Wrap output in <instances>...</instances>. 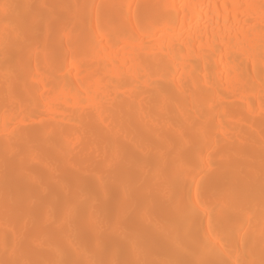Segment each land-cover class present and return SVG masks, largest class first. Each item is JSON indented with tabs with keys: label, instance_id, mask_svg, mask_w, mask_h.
Wrapping results in <instances>:
<instances>
[{
	"label": "bare ground",
	"instance_id": "obj_1",
	"mask_svg": "<svg viewBox=\"0 0 264 264\" xmlns=\"http://www.w3.org/2000/svg\"><path fill=\"white\" fill-rule=\"evenodd\" d=\"M5 12H10L12 20L3 24ZM88 32L89 38H83L84 41L82 37ZM28 35L39 36L43 41L41 44L31 42L23 51ZM53 49L56 51L51 53ZM11 51L15 55L8 57ZM80 56L86 59L81 60ZM76 57L80 59L74 64L71 61ZM1 66L9 69L5 82L21 83L23 95L19 100L22 103L32 104L37 91H41L40 96L44 95L46 100V104L39 107L42 110L36 114L38 117L20 108L0 110V116L3 114L6 120L0 123V150L7 151L6 155L0 153V181L6 184L3 188L6 196L0 201L10 205L18 199L20 237L34 241L36 231L41 230L45 250L50 255L49 264L55 259H61L58 264H83L89 260L93 264L94 261L96 264L101 261L112 264L123 261L125 264H264V192L259 196L263 176L255 171L264 154V115L254 116L249 106L253 104L250 101L259 104V96L264 97V0H7L5 3L0 0ZM27 69H41L46 73L38 82L31 80L37 85L35 90L20 78ZM62 85L66 88L56 93ZM170 85L176 87L175 95L168 93ZM172 90L170 92L174 93ZM220 90L230 94L220 97ZM2 96L0 88V98ZM178 99L183 105L191 102L190 106L194 101L198 107L185 112L186 105L183 117L178 107L182 118H174L170 104H176ZM198 99L203 102V110ZM9 100L12 101H4L1 107H5V102L10 103ZM261 101L258 108L264 105ZM241 110L244 114L251 112L253 119L250 114H242L241 118ZM260 111L258 113L264 112ZM133 113L138 118L148 114L144 124L150 123L149 127L144 125L148 131L136 142L126 141L124 130H120L126 127ZM214 114L218 117L214 119L216 123L212 120ZM246 116L248 120L244 119ZM224 119H229L228 125L223 127L229 135L207 144H213V151L220 155L225 169L210 171L208 161L200 158L180 172L179 190L175 192L171 187L174 195L179 191L177 199L174 196L178 202L174 206L165 205L163 209V222L170 228L166 234H151L164 224L159 225L161 218L158 220L160 216L157 217L158 212L155 214L149 197L146 188L149 180L137 177L127 183L121 180L126 177L120 170L121 178L113 172L103 174L90 161L95 154L102 167L115 165L121 169L135 165L137 153L145 155L151 148L162 145L177 149L178 152L174 153L173 149L172 152L180 159L187 156L189 146V136L186 141L182 131L192 133L196 139L195 134H209L217 123L224 125ZM31 124H36L37 128L29 132L31 129L27 126ZM251 131L256 133V138L260 136L257 138L260 141L252 140ZM181 134L184 139L179 144ZM61 141L65 149L61 148ZM91 142L98 150L90 147ZM105 143L110 144L113 152L102 159L100 151ZM251 149L263 152L261 159L256 158L259 154L255 157ZM19 152H25L24 157ZM54 152H59L68 166L64 174H59L58 168L47 159ZM70 157L77 162L71 169ZM246 160L247 164L256 166L249 167L251 172L243 169L247 164L242 163ZM24 163L33 167L27 176L21 173ZM69 170L79 172L80 176ZM205 177H208L206 185L203 184ZM160 181L155 185L160 186ZM25 184L32 188L27 189ZM53 184L59 188L56 195L52 192ZM72 186L77 189L69 195ZM236 186H243L246 197L249 195V208L237 192L233 194ZM119 192L127 198L124 204L116 200ZM219 194L227 195L222 211H230L232 219H246L243 231L234 223L227 224L221 215L209 212L213 205L209 199ZM36 197L43 203L34 202ZM200 198L206 201H198ZM188 202L194 206L190 214L185 213ZM39 211L44 214L42 218ZM126 211L140 213L135 235L126 229L119 232L120 226L110 227V223L117 224L116 217L125 215ZM47 213L57 215L46 216ZM11 216L9 213L2 219L7 223ZM196 217L205 218L207 224L215 220L216 224L209 232H199L196 228L202 221ZM1 226L4 225H0V229ZM66 229H71L74 235H63ZM235 245L246 246V251ZM19 246L22 245L15 246L19 253L14 250L16 254L10 251L11 255L0 248V260L22 264L24 259ZM234 246L239 248L233 250ZM34 254L29 256L27 264H48L37 252ZM98 257L104 258L98 260Z\"/></svg>",
	"mask_w": 264,
	"mask_h": 264
},
{
	"label": "rangeland",
	"instance_id": "obj_2",
	"mask_svg": "<svg viewBox=\"0 0 264 264\" xmlns=\"http://www.w3.org/2000/svg\"><path fill=\"white\" fill-rule=\"evenodd\" d=\"M3 1V3H5L7 0H2ZM6 13V15H5V21L4 22H2L3 24H5V23H7V22H10L12 19H10V17H11V15H10V12H5ZM80 23V22H79ZM82 23V22H81ZM87 27V26H86ZM78 32V31H77ZM90 35V32H88V33H86L85 35H83V37H82V39L84 38L85 40H87ZM78 39V38H77ZM76 39V40H77ZM81 38H79L78 40H80ZM83 39V40H84ZM84 40V41H85ZM42 41H43V39L41 38V37H39V36H33V35H28V37H26V39H25V42H24V44L22 45V50L23 51H25V49H26V47L28 46V44H30L31 42L33 43V42H40V44L42 43ZM40 46V45H39ZM38 46V47H39ZM56 50H52L51 51V53H54ZM15 55V53H14V51H11V52H9L8 53V57H12V56H14ZM83 56L85 57V55L83 54ZM81 57V56H80ZM80 57L79 58H75V59H73L71 62L73 63V62H75L74 64H76V62L78 63V61H79V59H80ZM82 58V57H81ZM86 58H82L81 60H85ZM78 60V61H77ZM70 62V63H71ZM71 63V64H72ZM72 68V67H71ZM42 69V68H41ZM41 69L40 70H38V71H34V70H32V69H27V71L24 73H21L20 74V78H21V80L22 81H24V82H27V84L28 85H33L32 86V88L31 89H33V90H35V86H37V85H35V83L34 84H32L31 83V80H33V82H38V80L39 79H44L45 77H43V76H45V74L46 73H43V71L41 72ZM9 72V69H7L6 67H3V66H1L0 67V88L1 89H3V96L0 98V110L1 109H4V110H7L8 108L9 109H14V108H20V109H23L26 113H32L33 115H35L34 117H38L36 114L39 112L40 113V111L42 110L41 108H39L40 107V105L41 104H46V100L44 99V95H42V96H40L41 95V91L39 92V91H37L38 92V94L36 95L35 94V97H37V98H34V100L35 101H33V103L32 104H25V103H22L19 99H20V96H22L23 94V89L21 88V83H19L18 81H17V83H16V80H15V82L13 81V83L12 82H10V84H12V85H10L9 84V81L8 82H5L4 81V76L7 74ZM15 75H16V77H18V74L17 73H15ZM38 75V76H37ZM40 76V77H39ZM37 77V78H36ZM39 77V78H38ZM19 78V77H18ZM26 84V85H27ZM37 84V83H36ZM8 86H10V88L8 89ZM63 88H66V86H64V85H62V86H60L59 88H57V92L56 93H58L60 90H62ZM175 86L174 85H170L167 89H168V93L171 95V94H173V95H175L176 93H175ZM55 89V88H54ZM172 89H174V93H171L170 92V90H172ZM91 91L92 89H87L86 91ZM54 91V90H53ZM55 92V91H54ZM172 92H173V90H172ZM219 93H220V97H227V94H230L228 91H225V90H220L219 91ZM234 93H236V91L234 92ZM233 96V95H232ZM259 98H261V99H259ZM259 98H258V100H259V104H256L255 102V100H252V101H250L251 103H253V104H249V106H251L250 108L251 109H253L254 111H252V113H253V115L254 116H256V115H259V117H260V114H261V117H263L262 116V114L264 115V109L262 108L264 105L262 104L263 102H264V100L263 101H261L262 99H264V97L262 98V96H259ZM8 99H12V101H10V103H6V102H8L7 100ZM202 99V98H201ZM200 99V100H201ZM229 98H227V100H228ZM179 100L180 99H178V101L176 100L175 102H177L176 104L175 103H173V104H170V105H172L173 106V108H172V106H171V110H172V113H174V114H171V116L173 117L174 116V118L176 117H178L179 119H180V117H181V115H180V117H179V112L178 111H180L181 112V114H182V117H183V115L185 116L186 115V113L185 112H188V110L190 111V112H192L193 110H192V108L194 107V106H196V108L198 107L197 105H196V103L194 102V101H192V103H193V106H190L189 105V103L191 104V102H189L188 104H187V102H186V105H187V107H188V109H187V111H186V109H185V112H184V108H185V104L183 105L181 102L179 103ZM199 100V99H198ZM199 100V102L201 103V106H200V109L202 108V106H203V102L202 101H200ZM234 101L236 100V99H233ZM233 100H231V101H233ZM258 100H257V102H258ZM4 101H6L5 102V107H1V105L4 103ZM17 101H20L19 103L17 102ZM195 101H196V99H195ZM233 101V104L234 105H236V106H238L239 104L238 103H235ZM260 101H261V104L263 105L262 107L261 106H259V107H261L262 108V110L260 111V109L261 108H258L257 107V105H260ZM198 102V101H197ZM6 104H7V106H6ZM174 104H175V107H174ZM178 104V105H177ZM232 104V103H231ZM169 105V106H170ZM192 105V104H191ZM253 105H256V107L255 106H253ZM3 106H4V104H3ZM180 106H181V108H180ZM240 106V105H239ZM238 106V107H239ZM177 107V108H176ZM178 107H179V109H178ZM192 107V108H191ZM170 107H168L167 106V109H169ZM191 108V109H190ZM203 108H204V106H203ZM203 108L201 109V110H203ZM239 108H242V107H239ZM239 108H237V109H239ZM250 108H249V110H250ZM255 108H256V110H255ZM173 109H176L175 110V112H174V110ZM177 109H178V111H177ZM257 109H258V111H257ZM171 110H170V113H171ZM195 110V109H194ZM240 110V109H239ZM244 110V112L246 111L245 109H243ZM177 111V112H176ZM183 111V112H182ZM251 111V110H250ZM256 111H257V113H256ZM263 112V113H258V112ZM147 112V111H146ZM189 112V113H190ZM203 112H205V110L203 111ZM241 112H243L242 110H241ZM240 112V113H241ZM244 112L243 113H241V118H243L242 116H244V115H246V114H248V112L247 113H245L244 114ZM148 113V112H147ZM184 113V114H183ZM216 113V112H215ZM145 115L143 116L142 115V118H138V115H135L134 113L133 114H131V117L129 118V121H128V123H127V125H126V127L125 128H122V129H120V130H124V137H125V140L126 141H130V140H134V142H136V141H138L139 140V138L140 137H142V135L143 134H145V132L146 131H148V128H147V130H146V127L144 128V125H146V124H144V122H146L147 121V119H148V114H146V113H144ZM178 114V115H177ZM242 114H244V115H242ZM251 116H249V117H251V119H253L252 118V114H251V112L249 113ZM248 114V115H249ZM3 115V114H2ZM2 115L0 116V123H6V120H4L3 119V117H2ZM10 115L12 116V114L10 113ZM38 115H40V114H38ZM189 115V114H188ZM181 117V118H182ZM257 117V116H256ZM212 120H217L218 119V117L214 114L213 116H212ZM245 120H248V117L246 116V118H244ZM262 119H264V118H262ZM21 120V119H20ZM178 120V119H177ZM211 120V124H214V123H216V121L214 120V123H213V121ZM225 120V121H224ZM223 120V124L224 125H222V123H221V125L220 124H218V126L220 127H217L216 125H214V127H212V131H210L209 132V134H205V135H201V134H199L198 135V133L197 134H195V136H196V139L195 138H193L192 137V133H184L185 132V130L184 131H182L183 132V137L185 138V140L187 141V137H188V141H189V143L187 144V146H188V148L186 149V152H187V156L186 157H183V158H180L179 159V157L177 158L176 157V155L174 154L175 153V150L177 151V149H173V148H170V146H167L166 147V145L164 146V145H162V147L160 146V148H151L149 151H148V153L147 154H145V155H142V154H140V153H137L136 155H135V158H136V163H135V165H133V166H127V167H123V168H121L120 169V167H117V166H111V167H109V166H107V167H102L101 165H100V160H98V161H96V159H98V156H96L95 154H92L91 155V158H90V161H91V163L94 165L95 164V167L97 166L98 168L97 169H99V171L100 172H102L103 174H108V173H110V172H113V173H116V175L117 176H119V170L121 171V173H122V175H123V177H126L125 179H122L120 176V178H121V180H125L127 183L128 182H130V181H133V180H135L137 177H139V178H141V177H143V178H145L148 182H149V185L146 187L147 188V191H149V197H150V199H151V201L153 202V204L152 205H154V209H155V214L157 215V213L156 212H158V215H157V217H159L158 218V220H160V218H161V221H159V222H157V223H159V225L160 224H162V222H163V213H164V206L165 205H175V203H176V199H177V197H176V195L178 194V192H177V194H173L174 192V190H175V192H176V190H179L178 188L180 187V180L178 179V176H179V174H181L180 172H182L183 170L185 171V169L187 168V165L189 164V163H191L192 161H195V160H197V159H200V158H202V159H204V160H207L208 161V165L210 166V171H216V172H221V171H223L224 169H225V166L222 164V163H220L221 161V159H219V157H220V155L218 156V153H217V151H213V144L211 145L210 143L212 142L213 143V141L215 142V141H217V140H221L220 138H224V136L226 135V134H228L229 132H227L226 130L227 129H225V128H223L224 126L226 127V125H228V120L229 119H224ZM255 120V119H254ZM106 121H107V119H106ZM228 121V122H227ZM251 121H253V120H251ZM97 122V121H96ZM218 122V121H217ZM227 123V124H226ZM50 124V123H49ZM15 125V127L17 126V124H14ZM149 125H150V123H149ZM149 125L147 124V127H149ZM230 125V124H229ZM212 126V125H211ZM11 127H14V126H11ZM28 128V130L29 129H31V128H34V129H36L37 127H36V124H31V125H29V126H27ZM228 127V126H227ZM33 129H31V130H29V132L30 131H32ZM119 130V131H120ZM146 130V131H145ZM149 130H150V128H149ZM193 133H195V132H193ZM251 133V137H253V139L252 140H256L255 141V143L256 142H258V141H260V139L259 140H257V138H259L258 136H257V138H256V133L255 132H250ZM189 134H191V135H189ZM221 134V135H220ZM248 134H249V132H248ZM0 135H1V132H0ZM164 135H166V132L164 133ZM187 135V136H186ZM194 135V134H193ZM224 135V136H223ZM229 135V134H228ZM250 135V134H249ZM194 136V137H195ZM200 136H201V138H200ZM221 136V137H220ZM198 137H199V139H198ZM227 137V136H226ZM228 137H230V136H228ZM180 138H181V140H179L180 141V143L179 144H181L182 142L181 141H183L182 139H184V138H182V134L180 135ZM192 139V140H191ZM109 140V139H108ZM120 141V143H122V141L121 140H119ZM153 141L155 142V140L153 139ZM176 141H178V139L176 140ZM208 141H210V143L209 144H207L208 143ZM152 142V141H151ZM206 142V143H205ZM61 143V145H62V147L61 148H63V146H64V144L62 143V141L60 142ZM93 144H94V142H91V145L92 146H90V147H94L93 146ZM176 144V143H175ZM253 144H254V142H253ZM110 144L109 143H105V145H104V147H103V149H102V151H100L101 152V158L102 159H106L112 152H113V148H110V146H109ZM179 145H177V147H178ZM18 149H20L22 146H16ZM23 148V147H22ZM66 147L64 146V149H65ZM95 149H97V147H94ZM172 149L174 150L173 152H172ZM98 150V149H97ZM252 150V152L253 153H255V157L258 155V157H256V158H260L259 156L261 155V153H263V152H258V150L256 149V150H254V149H251ZM178 152V151H177ZM176 152V153H177ZM186 152H185V155H186ZM0 153L1 154H3V155H6L7 154V151H4V152H2L1 150H0ZM20 154L22 153V155H21V157H24V154L23 153H25V152H19ZM199 153V154H198ZM262 155H264V154H262ZM261 155V157L263 158V159H261V161H262V163H261V165L260 166H258V167H256V166H254L253 164H247V160L246 161H244V163H242V164H247L243 169H246L247 171H249V170H251V168L253 169V167L255 168L256 167V169H255V171H258V172H260L261 174L260 175H262L263 176V180L261 181L262 183L259 185V196H262V193L264 192V166H262L263 164H264V156H262ZM48 161H50V162H52L57 168H58V171H59V174H64V169H65V167H67L68 168V166H66V164H65V162H64V158H63V156L62 155H60V153L59 152H54V153H51V154H49L48 155ZM70 159V160H69ZM68 159V161H70V163L72 164L71 165V167L69 168V169H71L72 167H76L77 165V162H76V158H74V157H70ZM259 159V160H260ZM241 162V161H240ZM254 162H256V161H254ZM102 164V163H101ZM109 167V168H108ZM186 167V168H185ZM249 167H251V168H249ZM33 167L31 166V164L29 165V164H27V163H24V165L22 166V170H21V173H23L24 175H28L29 174V172H31V169H32ZM118 169V170H116V171H113V169ZM208 169H209V167H208ZM69 172L70 173H72V174H77V176H80V173L79 172H75L74 170H69ZM246 172V171H245ZM249 172H251V171H249ZM183 173V172H182ZM247 173V172H246ZM177 175V176H175V175ZM248 174V173H247ZM171 175L173 176V177H171ZM204 175V174H203ZM60 176H62V175H60ZM112 174L110 175V176H108V179H107V182H109L110 180H111V178H112ZM170 177V179H169V177ZM114 177H116L115 175H114ZM113 177V178H114ZM176 178V179H175ZM166 179H168V180H166ZM158 180L160 181V186H156L157 184H158ZM166 180V182H164V183H162V181H165ZM170 180V181H169ZM172 180V181H171ZM178 180V181H177ZM85 181V180H84ZM157 181V183H156V185H155V182ZM175 181H177L176 183L177 184H174L175 183ZM87 182V181H86ZM148 182H146V183H148ZM208 182V177H205V179H204V183L203 184H205L206 185V183ZM163 186H162V185ZM165 184V185H164ZM167 184V185H166ZM202 184V185H203ZM26 185V187H27V189H31L32 187H31V185H29V184H25ZM147 185V184H146ZM169 185V186H168ZM182 185V184H181ZM52 187H53V190H52V192H53V194H55L56 195V193H58V191H59V188L56 186H54V184L53 185H51ZM6 187V184H5V182H1L0 181V200H1V198L2 197H4V196H6L4 193H3V188H5ZM168 187L171 189V187H173V189L174 190H169L168 189ZM162 188V189H161ZM76 189H77V187H75V186H72L71 188H70V190H71V192H69V195H71V194H74L75 193V191H76ZM86 190H90V187H88L87 186V188H86ZM171 191V192H169V191ZM56 192V193H55ZM234 193L233 194H236L235 192H237L238 194H237V196L239 195V197H242L243 198V200L244 201H242V203L243 204H247V207L249 208L250 207V203L249 202H251L250 200H248L249 198V195L246 197V193H244V189H243V186H236V189L233 191ZM166 193H169L168 195H166ZM171 193V194H170ZM90 194H92V193H90ZM92 195H94V194H92ZM230 195V194H229ZM244 195H245V197H244ZM95 196H97V198L99 199V198H104V197H99L98 195H95ZM172 196V197H171ZM174 196L176 197V199L174 198ZM226 197H227V195L226 194H219V195H217L216 197H214V198H211V199H209V201H211L212 203H213V205L212 206H210V210L211 211H209L210 213H211V215H212V212L214 213V214H219V215H221L222 216V220L223 221H225L227 224L228 223H234V225H236V226H240L241 227V229H242V231L244 230V228L246 227V223H245V221H246V219H244V218H240V217H237V218H234V219H232L230 216H229V213H231L230 211H222L223 209H222V204H224L225 203V201H226ZM229 197H231V195L229 196ZM228 197V198H229ZM238 197V198H239ZM96 198V199H97ZM248 198V199H247ZM100 199V200H101ZM105 199V198H104ZM116 200H117V202L118 203H125L126 202V200H127V198H125L124 197V195H122L121 194V192H119V193H117V196H116ZM227 200H229V199H227ZM8 201H11V200H7V202ZM16 200H14V202H15ZM105 201V200H104ZM103 201V202H104ZM198 201H206V199H204V198H200ZM229 201H231V198H230V200ZM5 202L6 201H0V225H4V226H1V229H0V231L2 230V229H4L3 231H1L2 232V236H1V239H0V248H5V251H6V254H8V252L10 253V251H12L13 253H15L14 252V250L16 251V247L15 246H17V245H22V246H19V248H21L20 250H21V253L23 254V255H21L22 256V259H24V261L22 260V264H27V261H28V259L30 258V257H33L35 254H34V252H37L38 253V257H42V259H45L44 261H46V263H50V255L47 253V251L45 250L46 248V246H45V240H44V235H43V232L41 231V230H37L36 231V234H35V236H34V241H33V238H30L31 240H28V238L26 237V239H25V237L23 236V237H20V233H21V221L19 220V217H20V213H19V211H20V207H18V199H17V205L14 203V202H12L11 201V203H10V205H9V202L8 203H6V204H8V206L5 204ZM34 202H37V203H39V204H41V203H43L42 202V199L40 198V197H36L35 199H34ZM178 202V201H177ZM199 202V203H200ZM239 202H241V201H238V203ZM229 203V202H228ZM241 203V204H242ZM187 205H186V208L187 209H185V213L186 214H188V212H189V214L192 212V211H194V206L192 205V203L191 202H188V203H186ZM240 204V203H239ZM14 205H16V206H14ZM120 205H122V204H120ZM241 207H246L245 205L243 206H241ZM43 207H40L39 209H42ZM247 208V209H248ZM207 209V207L206 208H204V210H206ZM188 211V212H187ZM63 212H64V210H63ZM62 212V213H63ZM207 212V211H206ZM208 212V213H209ZM224 212V213H223ZM9 213L10 214H12V218L10 217L9 219H7V223H8V225H7V223H6V220H3L2 219V217H4V215L6 216V215H9ZM61 213V212H60ZM39 216H41V218L43 217V213L41 212V211H39ZM65 215L67 214V213H64ZM49 215H51L52 217H55L57 214L56 213H47L46 214V216H49ZM140 218V213H139V215H137V213H134V212H131V211H126V214L124 215V214H121V215H118L117 217H116V219H117V224H114L113 222H111L110 224H111V226H110V224H109V226L112 228L113 227V229L114 228H116L117 226H120V228H119V232H126V230H128V232L129 233H131V234H134L135 235V233H136V231H137V228H136V225H137V223H138V219ZM141 218H142V216H141ZM124 219V220H123ZM197 219H200V221H202L204 224H202V222H201V224L200 225H198L197 227L198 228H196V230L197 231H205V232H209V231H211L213 228H214V226H215V224H216V222H215V220H213V222L212 221H209V223L207 224V221L208 220H206L205 218L203 219L202 217L201 218H198V217H196V220ZM202 219V220H201ZM165 222V221H164ZM163 222V224L164 225H160L161 227H163V228H155L152 232H151V234L152 235H154L155 233H158V234H166V232L168 233L169 232V227L167 226L166 227V224ZM10 224V225H9ZM158 225V226H159ZM204 225V226H203ZM206 225V226H205ZM9 227V228H8ZM8 228V229H7ZM11 228V229H10ZM168 230H167V229ZM126 229V230H125ZM170 234V233H169ZM63 235H67L68 237H71V236H73L74 235V233H72V231H71V229H66L64 232H63ZM200 235V234H199ZM198 235V236H199ZM202 237V236H201ZM264 240V239H263ZM263 243H264V241H263ZM51 246H53V244H51ZM235 246H239V245H235ZM234 246V248H233V250H237L240 246H241V250L243 249V250H245V248H246V246H244V248H242V245H240L239 247H235ZM263 246H264V244H263ZM22 247H24V248H22ZM85 248H86V246H85ZM93 247H91V249H92ZM22 249H23V251H22ZM87 249V248H86ZM239 249V250H240ZM48 250V249H47ZM33 251V256L31 255L30 256V254H31V252ZM246 251V250H245ZM244 251V252H245ZM10 253L9 255H11V254H13V253ZM130 252V251H129ZM129 252H127V253H129ZM16 253H19V250L18 251H16ZM15 253V254H16ZM19 256V255H18ZM30 256V257H29ZM19 258V257H18ZM104 257H98L97 259L98 260H102ZM1 259V258H0ZM20 259V258H19ZM40 259L41 258H38V260L40 261ZM34 260V259H33ZM60 260L61 259H55L51 264H58L59 262H60ZM13 261V260H12ZM15 261V260H14ZM14 261H13V263H14ZM17 261V260H16ZM20 261V260H19ZM31 261V260H30ZM109 261V260H108ZM0 262H2V263H0V264H11V261L10 262H6L5 260H3V258H2V260H0ZM18 263V261L15 263V264H17ZM20 263V262H19ZM48 263V264H49ZM88 263H91V264H93V262L91 261V260H89V261H84V263L83 264H88ZM94 263L96 264V262L94 261ZM111 262L109 261V263L107 262V261H101L99 264H110ZM40 264H42V262H40ZM112 264V263H111ZM116 264V263H115ZM120 264H125V262L123 261L122 263H120Z\"/></svg>",
	"mask_w": 264,
	"mask_h": 264
}]
</instances>
